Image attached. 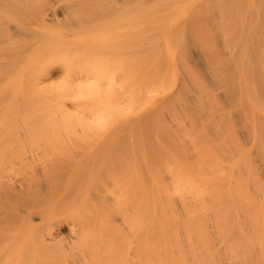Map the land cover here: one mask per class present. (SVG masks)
<instances>
[{
	"label": "bare ground",
	"instance_id": "6f19581e",
	"mask_svg": "<svg viewBox=\"0 0 264 264\" xmlns=\"http://www.w3.org/2000/svg\"><path fill=\"white\" fill-rule=\"evenodd\" d=\"M9 1L0 0V38L5 37L0 42V79L18 77L39 91L58 74L63 87L56 93L59 85L55 88V84L51 103L43 101L48 105L41 108L49 122L42 143L52 139L68 146H61L63 154L57 150L60 142L29 149L25 157L37 160L39 166L29 180L14 181L7 174L22 163L18 141L6 143L12 136L0 133V143L5 142L0 144V220L7 221L0 230V242L13 239L8 241L17 245L14 250L0 243L4 249L0 264H264V0ZM212 31L220 37L218 53L213 52L217 46ZM19 33L30 35L23 39L20 53L8 48L2 52ZM112 35L122 43H116ZM146 35L152 40L141 44L140 37ZM158 36L163 43L161 37L160 44L153 42L160 40ZM192 36L200 46L192 41L184 47ZM182 37L186 40L180 41ZM105 38L115 46L110 43V48ZM105 46L109 54L113 48L112 53L127 56L129 62L121 55L117 58L129 63L124 64L131 66L132 77L139 80L133 86L135 96L123 100L126 108L132 103L126 106L125 101H134L132 108L137 109L146 96L162 89L160 78L165 81L162 77L171 67L167 61L177 58L175 51L180 48H185L180 54L188 51L197 59L204 81L200 73L195 77L200 70L197 65L192 76L183 74L191 80L179 85L182 95L177 91L180 94L169 103L160 97L146 107L148 111L142 109L134 122L127 119L107 130L94 125L98 133H91L88 124L100 115L111 116L101 109L103 101L97 102L101 110L93 109L100 110V115L88 110L90 102L99 99L96 94L103 92V85L110 90L117 78L114 74L111 83V64L103 63L111 57L107 54L102 59L100 49L106 52ZM141 48L151 51L149 62L141 57L146 53ZM138 51L146 61L141 71ZM184 58H177L181 66ZM127 66L120 72L116 66L118 74L124 71L121 81L128 79ZM169 84L164 92L173 87ZM187 84H192V90ZM79 87L93 99L82 104L75 101ZM66 99L73 109L65 107ZM8 105L1 104L0 113L18 103ZM192 114L199 122H193L194 116L190 119ZM206 120L213 132L200 133L203 129L196 128V123L204 127ZM47 147H51L48 152ZM43 152L59 156L44 163Z\"/></svg>",
	"mask_w": 264,
	"mask_h": 264
},
{
	"label": "rangeland",
	"instance_id": "374dc122",
	"mask_svg": "<svg viewBox=\"0 0 264 264\" xmlns=\"http://www.w3.org/2000/svg\"><path fill=\"white\" fill-rule=\"evenodd\" d=\"M12 0H10L9 2H8V4H12ZM30 5H31V3H30ZM205 20H206V18H205ZM209 20V19H208ZM207 21V20H206ZM209 22L211 23V20H209ZM207 24H209L208 23V21H207ZM210 26H212V23L211 24H209ZM210 26H208V28H210L211 29V27ZM213 28L214 27H212V29L211 30H213ZM211 30H209V31H211ZM213 31H215V29L213 30ZM213 31H212V33L211 34H217L218 36H219V34L216 32V33H213ZM207 34H208V32H207ZM207 34H206V38L208 37L209 38V36H207ZM3 35V34H2ZM19 37L17 38V39H15L14 40V38L13 39H11L10 41H7L6 42V45L4 46V49L2 50V52H6V50H7V48L9 49V51H11V52H19L20 53V50H21V45H22V43H23V39H26V38H29L30 37V35L29 34H22V33H19ZM217 35H215L214 37L216 38V39H214V41L216 40V42H214V41H212L213 40V36L211 37L212 39H211V41L214 43V45H216L217 46V48L213 45V47H215L216 49H214L213 48V52L214 51H216L217 53H218V50H219V48H221V43H219L220 41V37L217 39ZM109 36V35H108ZM112 37H113V39H114V41L116 40V43L117 42H121V41H118L119 40V38L120 37H114L113 35H112ZM160 37L161 36H158V38L157 39H160ZM4 38L5 37H1L0 38V42H2L3 40H4ZM110 38V37H109ZM147 35L146 36H144V37H140V41L139 42H141V44L143 43V44H145L148 40L150 41V40H152V39H149L148 38V40H147ZM162 38V42L161 43H163V37H161ZM189 38V39H188ZM187 39V43H188V41L190 40V38L192 39V40H190L189 41V44L187 45V44H185L186 42H184V47L186 46V47H188L189 45L191 46V42L193 41V42H195V43H193L192 45H194V44H196L197 46L199 45L200 46V42L197 44L196 43V41H197V39H196V37H194L193 38V36L192 37H188ZM205 38V41L206 40H208V39H206ZM106 39V40H105ZM104 40L105 41H110V39H107V38H105ZM118 39V40H117ZM124 39H126V38H124ZM155 39H156V37H155ZM156 39V40H157ZM184 39L186 40V37H182V38H180V41H184ZM195 41H194V40ZM121 40H123L122 38H121ZM126 40H129V38L128 39H126ZM114 41L112 42V40L109 42V43H107L106 42V44H114ZM161 41V39L159 40V41H153V42H157V44H160L159 42ZM210 41V43L212 44V42ZM124 42L126 43V41L124 40ZM208 42H209V40H208ZM119 43H118V45H119ZM122 43V42H121ZM209 43V44H210ZM217 43L219 44V45H217ZM103 44H104V42H103ZM127 44V43H126ZM101 45V44H100ZM105 45V44H104ZM107 45V46H108ZM196 45H194V46H196ZM208 45V44H207ZM207 45H206V47H207ZM115 45H113V47H114ZM144 46V45H143ZM159 46H161V45H159ZM196 46V47H197ZM210 46V45H209ZM212 46V45H211ZM210 46V49L212 48ZM10 47V48H9ZM71 47H75V46H71ZM106 47V46H105ZM109 47L111 48L112 46L111 45H109ZM109 47L107 48H105V49H107L106 50V52L105 51H103L102 52V49H100L101 50V52H100V55H102V59H104L106 56H107V54L109 55V56H111L110 58H107V60H105L104 59V61H106V62H103V63H107V64H104L105 66L106 65H108V64H111V67H112V70H111V68L108 66V71H109V69H110V71H112L113 72V74H112V77L110 78V80H111V83L113 82L112 80H115L112 84V88L111 87H109L108 89H110V90H107L104 86L105 85H103V89H101V91H103L102 93H101V91H100V95H98V94H96L97 96H99V99H101V100H97V101H95V103H96V105H95V103H93V101L92 102H90L91 104L93 103V105H91L90 104V106H86L87 108H88V110H90V111H92L93 109H100V107H102L101 109H106L108 112H109V114L111 113V116H109L108 115V113H107V118L106 119H104V118H102L101 116H105L104 114L103 115H100L98 112L101 110H99V111H97V110H93V111H97V113H96V115L98 116V115H100L99 117H97L96 119V121H92V123H90V124H88L87 125V130H90L91 131V133H95V132H97L98 133V128L96 129V127L98 126V127H102V128H104L105 130H107V128H110V127H113V126H122L124 123H127V119H128V121L129 122H132L135 118H138L137 116H138V114L141 112V111H144V110H142V109H145V111L144 112H146V111H148L149 109H146V107H148V106H151V105H153V104H151L152 102H155V100H157L156 102H159L160 100L159 99H162L163 97V99H162V101L163 100H165V101H167L168 103H169V100L170 101H172L171 99L173 98V96L175 95H177V93H179L180 94V92H181V88L179 87V85L180 84H183L184 85V83H189V80H191V78L189 79L188 77H187V79H186V77L185 76H187V73L189 74V76H190V73L191 72H193L194 71V69H195V72L198 70V68L197 67H195V66H197L198 65V67H199V69L200 70H198L197 72H196V74H195V77L196 76H198V74H199V78H200V76H201V80L202 81H204V77H203V74H201V73H203L202 72V70H201V68H200V66H199V64H198V61H197V59L195 58V57H193V56H189V52L188 51H186L187 52V54L185 53V51H184V54H180V51L181 50H185V48L183 49H179V52L177 51H175V55L177 54L178 55V59H180V55H183V57H185L184 59H183V61H180V62H183L185 65H187L186 66V69H183V66H184V64H183V66H181L182 64H179L177 61H179L177 58H176V56L174 57H172L171 59V61H170V59H168L169 61H167V62H170V66L171 67H169L168 68V71H167V76H166V74L162 77V79L164 78V80L165 81H163V80H161V78H160V82L164 85H162V89H163V87H166L167 86V84L168 83H170L169 85H173V87L171 88V90H169L170 88H166V91L164 92V89L162 90H160L159 89V93L157 92V91H155L154 92V94L152 95V94H149V98L146 96V94H145V96H146V101L145 102H143V104L142 105H140L139 107H137L136 106V108L137 109H135V108H132L135 104V102L134 101H129V102H126L125 101V103H126V106H127V104L128 103H132V104H129V106H128V108L130 107V108H132L131 110H130V108L128 109V108H126L125 107V104L123 103V100L125 99H131V97H133V96H135L134 95V87L133 86H135L136 87V85L138 86V84L137 83H139L138 81L139 80H137L136 78V76H134V78L132 77L133 76V73H134V70L131 68V66L129 65V66H127L126 64H129V63H126L127 61L129 62V58L126 56H124L125 58H123V56L121 55V54H114V53H112V51L114 52V50H113V48L111 49L112 51H111V53H112V55H111V53L109 54ZM204 48V47H203ZM202 48V49H203ZM104 49V48H103ZM143 48H141L140 50H141V53H142V51L144 50H142ZM186 49H193V48H186ZM207 49V48H206ZM204 50H205V48H204ZM208 50V49H207ZM212 50V49H211ZM76 52V55H77V51H75ZM143 52H146V53H142L143 55L141 56L140 55V53H139V51H138V56H137V59H138V68H139V71H141V68H142V66H143V64H142V66H141V63H146V59L148 60L147 62H149V60L151 59V56H150V54H151V51L150 50H144ZM157 52V51H156ZM155 52V50H154V53H156ZM0 53H1V51H0ZM103 53V54H102ZM158 53V52H157ZM189 53V54H188ZM73 54H74V52H73ZM79 55H80V53H78ZM87 54V53H86ZM152 54H153V51H152ZM75 55V54H74ZM82 55V54H81ZM106 55V56H105ZM120 56L121 55V57L125 60L126 59V62H122L121 60H120V58L118 59L117 58V56ZM173 55H174V53H173ZM105 56V57H104ZM116 56V59L114 58ZM139 56H141L142 58H144L145 57V60H141L142 58L141 57H139ZM162 57H161V59L162 60H164L163 61V63H164V65L162 66V71L164 70V69H166V67H165V63H166V57H165V55L164 54H162L161 55ZM164 56V57H163ZM186 56H189V57H187L186 58ZM147 57V58H146ZM111 58H114L115 59V61L113 62V60L111 59ZM150 58V59H149ZM181 58H182V56H181ZM194 59V60H192V59ZM109 59V60H108ZM118 59V60H117ZM176 59V60H175ZM186 59V60H185ZM117 60V61H116ZM140 60H141V62H140ZM182 60V59H181ZM142 61H144V62H142ZM187 61H189L188 63H186ZM192 61H194V63L195 62H197V64L195 63H193ZM119 62H120V64H119ZM172 62H173V64H172ZM123 63V64H122ZM124 63H126V64H124ZM192 63V64H191ZM121 64H122V66H121ZM172 64V65H171ZM176 64V65H175ZM190 64V65H189ZM193 64H194V66H193ZM113 65V66H112ZM120 65V66H119ZM123 65H125V66H123ZM174 65V66H173ZM181 66V68H182V71L180 70V66ZM116 66H117V70L120 72V70L122 69L121 67H123V69H126V66H127V70H125V73H126V71H128L127 73H129L128 74V79L129 78H133L134 79V81H133V79H132V81L131 82H129L130 80H128L127 78V80L126 81H121V79L119 78L120 76H121V74L122 73H124V71H121V73L120 74H118L119 72L116 70ZM168 66H169V64H168ZM26 67V70H23V71H25V72H27L28 71V66H25ZM107 67V66H106ZM115 67V68H114ZM128 67H130V68H128ZM6 68V67H5ZM114 68V69H113ZM121 68V69H120ZM188 68V69H187ZM2 69H4V67H2ZM122 69V70H123ZM129 69H131V70H129ZM169 69H172V70H169ZM183 70H184V73H181V72H183ZM1 71V70H0ZM114 71H115V73H114ZM150 71V70H149ZM186 71V72H185ZM188 71V72H187ZM201 71V72H200ZM131 72V73H130ZM165 71H163V73H164ZM180 72V73H179ZM2 73V72H1ZM126 73V74H127ZM186 73V74H185ZM198 73V74H197ZM114 74H115V77H117V78H115L114 79ZM116 74H118V76H116ZM178 74H179V76H178ZM180 74H181V76H180ZM183 74H185V76H183ZM194 74H193V77H194ZM26 74L24 73V76H25ZM59 77V78H57V77ZM165 76H166V78H165ZM191 76H192V73H191ZM110 77V76H109ZM139 77V76H138ZM170 77V78H169ZM183 77H184V79H183ZM194 77V78H195ZM17 79H18V77H16ZM54 78H55V80H54ZM54 78H53V80L52 81H50L51 83H47V84H43L44 85V87H45V89H44V87L41 85L40 87H42V89L41 90H36L37 88L39 89V87H36V86H32V87H34L33 89H30V88H32V87H30V86H28L27 87V85H28V83L27 82H25L24 80V82H22V81H20V79H15L14 78V80H12V81H9V80H6V81H4V79H0V106H1V104L4 106V103H7V106H9L8 105V103L10 104V106H11V104H12V106H13V103H14V105H17V103H18V109H17V106H13L16 110H14V108H12V107H10V108H8V107H4V109H6L5 111H3V113H2V111H1V113H0V133H1V135L3 134V133H5V136H7L8 137V135L10 134L12 137L10 138V137H8L7 139H9V140H7V139H5V142L6 141H14V139H16L15 141H18V147L20 148L19 149V152L18 153H20L19 154V158H20V160H21V164L20 163H17L16 165H13V167H14V169L13 170H10V172L8 171V174L7 175H9L10 174V177L11 176H13V179L12 180H14V181H17L18 179L20 180V178L22 179V178H24V179H27V177H29V176H32L33 177V175H32V173L31 172H34L35 170H34V168H38V166H39V164L37 163V160H34V162H32V160L31 159H29V158H26L25 156H28V154H29V152H28V150L30 149L31 150V148H34L35 146H38L37 144H39L40 145V143L41 144H43V146L45 145H47L49 142H51V138L50 137H48V138H50L51 140L50 141H48V143L47 144H44V142L42 143V141H44L43 140V138H44V130H45V133H46V131H47V129H49V127H47V126H49V122H46L47 120L43 117V115H42V113H43V111L41 110V108L42 107H46L48 104H50V103H48L49 102V100H50V96H52L55 92L53 91V89H54V87L55 88H57V86L59 85V87L57 88V91H56V93L59 91V89L60 88H62L63 87V82L62 81H59L60 80V76H58V74H55L54 75ZM169 78V79H168ZM199 78H197V79H199ZM119 79V80H118ZM135 79H136V83H134L135 82ZM166 79H168V80H166ZM182 79H183V82H182ZM189 79V80H188ZM196 79V78H195ZM2 80H3V82H2ZM62 80V79H61ZM106 80H108V78H106ZM118 80V81H117ZM188 80V81H187ZM8 81V82H7ZM121 81V82H120ZM166 81H167V84H165L166 83ZM172 81V82H171ZM198 81H200V80H198ZM19 82V83H18ZM57 82H59V83H57ZM108 82H110V81H107V84H108ZM116 82V84H114ZM182 82V83H181ZM191 82V81H190ZM119 83V84H118ZM130 83H132V85L130 84ZM156 83V82H155ZM160 83V84H161ZM173 83V84H172ZM205 83L207 84V82H206V79H205ZM25 84V85H24ZM55 84H57V85H55ZM61 84H62V86H61ZM106 84V85H107ZM136 84V85H135ZM157 84V83H156ZM176 84V85H175ZM55 85V86H54ZM115 85V86H114ZM166 85V86H165ZM175 85V86H174ZM192 85V84H191ZM191 85H189V84H187L186 86L187 87H189L191 90H192V88H191ZM107 86H109V84L107 85ZM131 86V87H130ZM18 87V88H17ZM102 87V86H101ZM158 87H159V84H158ZM207 87H211L209 84H207ZM115 88V89H114ZM119 88V89H118ZM177 88H179V89H177ZM113 89V90H112ZM184 90H185V88H183ZM182 89V90H183ZM187 89V88H186ZM34 90V91H33ZM75 90H77L76 92V95H77V99L76 98H74V100L76 101V100H78L79 101V103H85V101H86V103H88L90 100H92L93 98H91L89 95V97L90 98H88L87 99V93L85 94V92H86V90H82V88L81 87H79V88H75ZM75 90H74V92H75ZM107 90V91H106ZM118 90V91H117ZM120 90V91H119ZM158 90V89H157ZM180 90V92H177V91H179ZM184 90H183V92H184ZM12 91H14V92H12ZM41 91V92H40ZM85 91V92H84ZM114 91H117V95L114 93ZM171 91V92H170ZM29 92V93H28ZM34 92V93H33ZM84 92V93H83ZM113 94H112V93ZM157 92V93H156ZM173 92V93H172ZM18 95H17V94ZM50 93V94H49ZM106 93V94H105ZM121 93V94H120ZM131 93H132V95H131ZM165 93V94H164ZM167 93H170L169 95L167 94ZM15 94H16V96H15ZM38 94V95H37ZM104 94V95H103ZM109 94V96H105V95H108ZM114 94H115V96H114ZM161 94V95H160ZM172 94V95H171ZM183 93L181 92V94L180 95H182ZM191 94V93H190ZM11 95H13V96H11ZM40 95L41 96H43L44 98H43V100H40ZM76 95H74V97H76ZM110 95H112V97L114 96V98H112L111 99V97H110ZM148 95V94H147ZM152 95V96H151ZM179 95V96H180ZM36 96V97H35ZM104 96H105V98H104ZM153 98V100H152V98ZM169 96L171 97V98H169ZM178 96V97H179ZM86 97V98H85ZM160 97H162V98H160ZM181 98H183V96H180ZM97 98V97H96ZM39 99V100H38ZM42 99V98H41ZM45 99V100H44ZM86 99V100H85ZM113 99H115V100H113ZM136 99V98H135ZM10 100V101H9ZM85 100V101H84ZM159 100V101H158ZM1 101H3V103L1 102ZM39 101H41V104H39ZM43 101H45V103H48V104H43ZM52 101V100H51ZM73 100H70V104H71V102H72ZM101 101H103L102 102V104H100L99 106L100 107H98V104H97V102H101ZM117 101V102H116ZM121 101H122V103H121ZM11 102V103H10ZM13 102V103H12ZM74 102V101H73ZM73 102H72V104H73ZM104 102L106 103L107 102V104H104ZM113 102L115 103V104H113ZM119 102V103H118ZM134 102V103H133ZM166 102V103H167ZM52 103H53V101H52ZM65 107H67V108H69L70 107V109L72 108L71 106L72 105H69V103L67 102V99H66V101H65ZM77 102H74V105L76 104ZM78 103V104H79ZM120 104V106H121V108H117V106H115L116 104ZM111 104H113V105H111ZM151 104V105H150ZM174 104V103H173ZM74 105H73V107H74ZM105 105L107 106V107H105ZM109 105H111V106H109ZM192 105H194V104H189V106H192ZM224 106H225V104H223ZM3 106H1V107H3ZM94 106H95V108H94ZM108 106H109V108H108ZM1 107H0V110H1ZM114 109H112V108ZM125 107V108H124ZM193 107V106H192ZM192 107H190L189 108V111L190 112H192ZM7 108H8V110H7ZM108 108V109H107ZM149 108V107H148ZM46 109V108H45ZM73 109V108H72ZM117 109V110H116ZM134 109H135V111H134ZM139 109V110H138ZM105 110V111H106ZM125 110V111H124ZM131 111V113H130V111ZM138 110V111H137ZM92 111V112H93ZM106 111V112H107ZM128 111V112H127ZM44 112H46V110L44 111ZM104 112V111H103ZM105 112V113H106ZM120 112H122V113H120ZM125 112V113H124ZM127 112V113H126ZM187 112V111H186ZM102 113V112H101ZM134 113V114H133ZM142 113V112H141ZM46 114H49L48 112L46 113ZM46 114L44 115L45 117H46ZM196 114V113H195ZM194 114V115H195ZM143 115V114H142ZM193 114L191 115V116H189L190 117V119L191 120H193V116H194ZM48 116V115H47ZM106 117V116H105ZM121 117V118H120ZM124 117V118H123ZM125 117H127V118H125ZM131 117H133V118H131ZM188 117V118H189ZM195 117V116H194ZM100 118H102L101 120H98V119H100ZM164 118V122L166 121L167 122V118H166V116H164L163 117ZM196 119V121L195 120H193V122H199L198 121V118L197 117H195ZM104 119V120H103ZM112 119H113V121H112ZM130 119V120H129ZM132 119V120H131ZM124 120H125V122H124ZM136 120V119H135ZM134 120V121H135ZM91 121V120H90ZM99 121V122H98ZM109 121L111 122V123H109ZM133 121V122H134ZM96 122H98V123H96ZM128 122V123H129ZM45 123H47L48 125L46 126L45 125ZM94 123V124H93ZM100 123V124H99ZM123 123V124H122ZM93 124V125H92ZM103 124V125H102ZM108 124V125H107ZM114 124V125H113ZM96 127H95V126ZM107 125V126H106ZM57 126V125H56ZM94 126V127H93ZM105 126V127H104ZM199 126H201V129H203L200 133H203L205 130H207L206 132L207 133H211V132H213V129H212V124H211V122H208L207 120H206V123L204 122V124H203V126L204 127H202V125H200V124H197L196 123V128H199ZM46 127V128H45ZM71 129H72V127H70ZM99 128V129H100ZM101 128V129H102ZM133 128V127H132ZM104 129L102 130V131H104ZM74 130V129H73ZM198 130H200V129H198ZM101 131V132H102ZM15 132H17L18 134L16 135V133ZM22 132H23V134L25 135V137L26 138H24L23 137V135H22ZM99 133H100V131H99ZM206 133V134H207ZM13 134V135H12ZM205 134V133H204ZM9 135V136H10ZM15 135V136H14ZM48 135V133L46 134V136ZM4 136V134L2 135V137H5ZM1 137V136H0ZM22 137V138H21ZM47 137H46V139H48ZM2 139V138H1ZM45 139V140H46ZM3 141H4V139H2ZM49 140V139H48ZM1 141V140H0ZM54 141V140H53ZM5 142H2V143H5ZM39 142V143H38ZM46 142H47V140H46ZM57 142V145L59 144V142H60V144H61V141H55V142H51L52 144L53 143H56ZM101 142V141H100ZM2 143H0V144H2ZM7 143V142H6ZM14 143H16V142H14ZM51 143H49V145L51 144ZM81 143H86V142H81ZM17 144V143H16ZM51 144V145H52ZM3 145V144H2ZM50 145V146H51ZM64 145V147L65 148H67L66 146H68L67 144H61V145H59L60 146V149H57V147H56V144L54 145V149H57V150H61L62 151V153H60L59 151V153L60 154H63V152H64V147H61V146H63ZM53 147V146H52ZM49 148H51V147H49ZM49 148L47 147L46 148V150H47V152H48V150H49ZM62 148V149H61ZM64 148V149H63ZM36 149V148H35ZM51 151H52V149H50ZM56 150V151H57ZM67 150V149H66ZM52 152H54V150L52 151ZM52 152H50L49 153V155H48V153H45V152H43V153H45V154H43V155H41L40 156V159H41V161L42 162H44V163H46V162H49L51 159H53L54 158V156H59V155H54V153H52ZM59 153H57V154H59ZM45 155V156H44ZM46 157L45 158V161L43 160L44 159V157ZM43 158V159H42ZM38 161H40V160H38ZM41 161H40V163H41ZM37 163V164H36ZM38 165V166H37ZM32 168V169H31ZM30 169H31V171H30ZM35 173V172H34ZM12 174V175H11ZM31 177H29L27 180H29ZM6 221V219H1L0 220V230H3L4 228H6L7 227V224H4V223H6L5 222ZM4 225V226H3ZM6 225V226H5ZM19 238L20 237H18V240H19ZM8 240H13V239H7V240H4L3 242H2V246H4L5 245V243L8 245V244H10V245H8L9 246V249L10 248H14V250H16V246L17 245H15L16 244V242H14V243H12L11 241H8ZM17 240V239H16ZM17 240V241H18ZM0 242V243H1ZM10 242V243H9ZM19 243H20V241H18ZM15 245V247H14V245ZM18 244V243H17ZM6 245V246H7ZM12 246V247H11ZM4 248H5V246H4ZM4 250V249H3ZM3 250H1L0 249V251L2 252ZM5 250H7V249H5ZM0 252V253H1ZM4 252V251H3ZM10 254H11V251H10Z\"/></svg>",
	"mask_w": 264,
	"mask_h": 264
}]
</instances>
